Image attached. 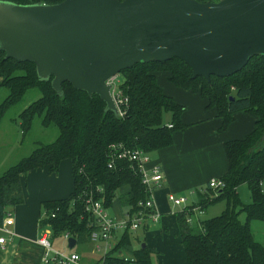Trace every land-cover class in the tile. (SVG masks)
<instances>
[{"label": "trees", "instance_id": "trees-1", "mask_svg": "<svg viewBox=\"0 0 264 264\" xmlns=\"http://www.w3.org/2000/svg\"><path fill=\"white\" fill-rule=\"evenodd\" d=\"M3 1L54 4L62 0ZM158 73H164L169 84L198 93L206 100L205 108L214 107L222 121L220 131L227 128L236 112L255 118L248 134L224 142L227 169L218 177L224 187L216 192L208 189L215 195L214 200L207 196L199 204L204 209L211 201L224 197V211L200 221L198 228L188 226L183 212L176 215L186 264H264V244L255 239L250 229L252 220L264 222L263 55L252 56L230 76H210L209 80L193 77L191 69L175 57L137 63L122 70L123 79L117 82L127 98L125 113L118 116L107 110L96 94L88 95L69 82H62L61 92L57 93L50 84L52 77L39 78L34 63L4 58V52L0 51V87L7 91L0 103V119L7 108L20 102L24 93L33 88L39 96L18 113L22 132L30 128L34 117L43 127L53 125L57 129L53 141L36 144L27 156L0 175V224L8 206L22 203V176L43 167L49 173L56 172L66 159L70 162L71 192L65 198L41 202L39 227L49 228L51 237L67 232L76 243L92 242L91 234L98 228L85 210L83 199L89 190L95 192L96 188L101 193L96 192L95 197L103 198L110 215L125 218L136 213L149 193L141 184L135 163L117 159L108 167L109 145L121 144L149 154L169 146L172 133L186 127L180 120L184 106L163 91ZM164 111L172 114L171 122H163ZM241 183L248 186L250 203L241 204L237 198L236 188ZM240 213L244 214V221H240ZM131 235L128 229L122 231L97 264H149L152 250L145 244L132 248Z\"/></svg>", "mask_w": 264, "mask_h": 264}, {"label": "water", "instance_id": "water-1", "mask_svg": "<svg viewBox=\"0 0 264 264\" xmlns=\"http://www.w3.org/2000/svg\"><path fill=\"white\" fill-rule=\"evenodd\" d=\"M0 51L34 63L57 93L69 82L118 115L105 81L137 63L175 57L209 80L264 56V0H0Z\"/></svg>", "mask_w": 264, "mask_h": 264}, {"label": "crops", "instance_id": "crops-1", "mask_svg": "<svg viewBox=\"0 0 264 264\" xmlns=\"http://www.w3.org/2000/svg\"><path fill=\"white\" fill-rule=\"evenodd\" d=\"M157 79L163 91L184 106L180 120L186 127L172 133L169 146L149 153L151 163H157L163 173L162 186L152 193L158 218L156 221L146 218L132 231V234H136L135 237L132 235V248L136 249L144 243L151 249L149 264H186L176 215L183 212L186 217H191L190 222H187L189 227L199 226L203 220L200 216L205 212V208L201 209L199 204L209 193L206 183L210 178L221 177L227 169L224 142L248 134L254 127L255 118L244 112H236L227 128L220 131L221 118L214 107L205 108L206 100L198 93L169 84L165 74H157ZM38 169L42 168L34 170ZM25 176L21 177L22 188ZM70 180L72 182L71 173ZM69 189L52 190L57 195L35 198L33 202L37 204L32 207L22 200L16 208L8 209L12 216L8 229L12 234L0 230V238L5 241L0 244V264H56L42 261L44 249L37 239L42 230L50 229L39 227L42 209L38 205L41 206V202L46 199L65 198L63 194H67ZM169 193L184 196L186 203L179 206L170 204L167 201ZM121 232H115L113 243ZM70 250V253L78 254L77 264H97L102 255L95 250L93 241L75 243Z\"/></svg>", "mask_w": 264, "mask_h": 264}, {"label": "rangeland", "instance_id": "rangeland-1", "mask_svg": "<svg viewBox=\"0 0 264 264\" xmlns=\"http://www.w3.org/2000/svg\"><path fill=\"white\" fill-rule=\"evenodd\" d=\"M163 74L164 73H158L160 76ZM122 79L123 76L120 72L117 74V82H121ZM6 94V89L0 87V103L3 101ZM38 96L39 94L36 89H28L22 96L21 101L7 108L0 119V175L9 166L15 164L22 157L27 156L36 144L49 143L57 136V129L55 126L50 125L43 127L37 117H34L31 121L30 128L26 132H22L18 113ZM171 118L172 114L170 112H163L162 120L164 123L171 122ZM59 165V169L53 173H48V169L43 167L42 169L29 171L26 174L22 188V198L27 202L26 204H28V206L32 207L37 204V202H33L35 198L57 195L54 194L52 190H61L64 188L65 191H67L69 187L72 189L69 160H63ZM261 188L264 190V180L261 182ZM71 189L68 190L67 194L63 195L67 196ZM206 190L208 189L206 188ZM236 194L241 204L250 203V191L246 183H241L236 188ZM208 196L214 200L215 195H213L212 192L209 191ZM15 206H8V209L11 210ZM38 206L39 209H41V206ZM225 206L226 200L224 197L211 201L206 205L205 212L200 217L204 220L218 216L224 211ZM239 219L240 221H244L243 213L239 214ZM194 227L198 228L199 226ZM250 229L255 239L264 244V222L252 220ZM132 235L135 237L136 234L134 233ZM49 241L53 250L62 252L65 255H69L71 252L67 247V241L61 234L49 237Z\"/></svg>", "mask_w": 264, "mask_h": 264}, {"label": "built area", "instance_id": "built-area-1", "mask_svg": "<svg viewBox=\"0 0 264 264\" xmlns=\"http://www.w3.org/2000/svg\"><path fill=\"white\" fill-rule=\"evenodd\" d=\"M117 75L109 77L105 82L110 85V95L114 106L116 108L118 116H123L125 113V107L127 98L122 94L117 83ZM170 126V124L168 125ZM109 160L108 167L113 165L114 160L127 159L136 164L138 173L140 174L141 184L148 191V197L140 204L141 208L133 213L131 216L127 215L125 218H115L110 215L108 209L103 205L102 197H95V193H101L100 188H96L95 192L89 190L84 199L83 204L85 210H87L94 220L98 230L92 232L91 240L95 242V250L104 254L113 245L112 237L115 232L136 230L146 218H150L154 221L158 218V211L156 210L152 193L154 190L162 186L163 173L160 166L157 163H151L149 154L139 149L125 148L121 144H111L109 146ZM224 187V182L220 178H210L206 183V188L211 189L214 192L221 190ZM167 201L174 205H184L186 198L184 196H175L172 193L167 195ZM192 210V209H191ZM184 211V210H183ZM191 217L187 215L186 222H190ZM12 223V216L10 212H6L3 220L0 224V230L11 233L8 226ZM62 236L68 239V233H63ZM50 230H42L40 236L37 239V243L44 249L42 254V261L44 263H56V264H77L79 256L76 253H69L65 255L62 252L53 250L49 241ZM4 238H0V244H3Z\"/></svg>", "mask_w": 264, "mask_h": 264}]
</instances>
